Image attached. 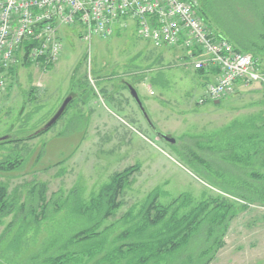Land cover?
I'll list each match as a JSON object with an SVG mask.
<instances>
[{
	"label": "rangeland",
	"instance_id": "rangeland-1",
	"mask_svg": "<svg viewBox=\"0 0 264 264\" xmlns=\"http://www.w3.org/2000/svg\"><path fill=\"white\" fill-rule=\"evenodd\" d=\"M198 2L212 31L264 65V0ZM125 23L113 37L91 42L80 28L62 27L59 61L51 69L20 65L0 93V139L27 138L72 94L73 76L90 83L88 93L76 96L48 132L0 146V163L10 157L24 160L17 171H0V183L8 186L15 207L0 219V264H32L34 256L78 249L88 253L69 264H96L100 256L89 260L91 252L100 251L99 242H107L103 254L131 242L118 236L138 221L151 200L168 206L182 197L178 219L202 203H210L208 212L220 208L219 216L226 206L234 208L224 246L210 264H264V193L245 187L260 184L249 174L264 173V89L259 84L238 87L220 104H200L206 79L194 70L187 52L158 48L140 38L135 22ZM135 165L140 171L124 189L122 205L97 230L106 233L91 244H72V235L99 217L96 211L90 216L81 212L92 207L115 173ZM42 184L52 209L39 226L28 213L42 211L33 194ZM207 231L206 223L186 248L156 264H203ZM114 254V260L97 264L127 263L121 252Z\"/></svg>",
	"mask_w": 264,
	"mask_h": 264
},
{
	"label": "built area",
	"instance_id": "built-area-1",
	"mask_svg": "<svg viewBox=\"0 0 264 264\" xmlns=\"http://www.w3.org/2000/svg\"><path fill=\"white\" fill-rule=\"evenodd\" d=\"M199 10L198 0H0V93L23 63L48 69L59 61L62 27L80 28L91 42L113 37L128 20L154 46L186 51L195 71H216L200 104L219 102L238 87L264 89V65L212 31Z\"/></svg>",
	"mask_w": 264,
	"mask_h": 264
},
{
	"label": "trees",
	"instance_id": "trees-1",
	"mask_svg": "<svg viewBox=\"0 0 264 264\" xmlns=\"http://www.w3.org/2000/svg\"><path fill=\"white\" fill-rule=\"evenodd\" d=\"M200 11H202L201 8L199 10V14L201 16ZM234 47L240 51L236 46ZM255 59L259 61V59ZM23 66L30 67L31 65L23 63ZM52 67L53 65L48 67V69H51ZM16 69H18V67L14 68L13 71L10 72V80L14 79ZM197 72L202 76L205 74L203 70H198ZM72 84L74 85L72 94L79 96L82 91H85L84 94L88 93V87L90 83L86 77L76 81L75 76H73ZM84 99L87 102L88 98H86V96ZM221 102L222 100L219 101V104ZM71 104L72 103H70V105ZM68 108L63 116L68 111ZM261 130L264 131V125H262ZM38 136L31 135L27 138L17 139L9 137V139L6 141L0 142V146L13 143L19 144ZM262 154L264 155V151ZM23 165L24 160L21 157H10L9 159H6L0 163V171L14 172L19 170ZM250 166L248 167L251 168ZM260 167L264 168V159L261 160ZM139 171L140 167L135 165L128 167L122 172H117L112 176L111 181L101 189L98 198L92 200V207L81 212L84 215L90 216L93 214V211H96L99 217L96 219V222H94L93 226L78 231L72 235V239L70 240L72 244H91L93 240L102 238L108 229H105L104 232H98L97 230L100 224L103 221L111 218L120 208L122 205L120 198L124 189L129 185L131 178H133V176ZM249 175L253 180L260 184H256L257 186H255L246 183L245 187L247 188V191H254L257 193L260 190L264 193V173L252 172ZM39 188L40 189H35L33 194L37 200L36 202H39L38 206H42V211L40 215H37L35 210L28 214H32L36 225L40 226L44 219H46V214L52 209V207L51 205H47L46 202L47 186L42 184L39 186ZM75 191H73L71 194H75ZM182 198L175 200L168 206L158 205L156 203V198L151 200V202H149V204H147L142 209L141 214L137 219L138 221L118 236L121 240H131V242L122 244L119 247H115L114 250L103 254L107 242L101 241L98 243L99 246L101 245V248H99L100 251L97 253L91 252V258L89 261L91 262L94 260L96 256L101 257L98 259L96 264L108 260L112 261L116 257L114 252H121L123 258L122 261L125 260L127 262L126 264H156L160 261H165L167 263V259L172 258L174 254L181 251L183 248H186L193 238V235L207 223L208 239L205 245H208L204 250V255L208 257V255L212 254V256L208 257V259H203V257L206 256L202 255L200 260L203 262V264H210L216 253L224 246L223 239L227 231L228 223L235 216L234 208L231 206H226L225 208L227 211L219 216L216 215V213H218L220 208H215L212 210V212H208L207 206H210V203H202L198 208L191 211L188 215L178 219V207L181 206V204L185 201L182 200ZM13 208L15 207L9 201L8 186L0 183V219L11 215L14 212ZM244 208L246 209L247 207L244 206ZM213 213H215L214 216ZM38 216H41L40 220L38 219ZM87 253L88 251L86 249H78L73 251L64 250V252H60L55 256L44 255L42 256V259L39 258L38 255L32 257V264H69L72 257L85 255Z\"/></svg>",
	"mask_w": 264,
	"mask_h": 264
},
{
	"label": "water",
	"instance_id": "water-1",
	"mask_svg": "<svg viewBox=\"0 0 264 264\" xmlns=\"http://www.w3.org/2000/svg\"><path fill=\"white\" fill-rule=\"evenodd\" d=\"M130 91H131V94L133 96V98L135 99V101L138 103L140 109H142L143 113L145 114L144 112V108L142 106V103L138 97V94L136 92L135 89H133L132 87L130 88ZM77 95L75 94H70L69 97H67L65 99V101L63 102V104L61 105L60 109L58 110V112L54 115V117L41 129L39 130L36 134H34L33 136H38L42 133H45L47 132L48 130H50L59 120L60 118L63 116V114L65 113V111L67 110L68 106L70 105V103L74 100V98L76 97ZM219 102L216 101L215 104L217 105ZM146 115V114H145ZM7 139H9V137H4V138H1L0 139V142L2 141H6ZM160 139H163L171 144H175V140L170 138V137H167V136H160Z\"/></svg>",
	"mask_w": 264,
	"mask_h": 264
},
{
	"label": "crops",
	"instance_id": "crops-1",
	"mask_svg": "<svg viewBox=\"0 0 264 264\" xmlns=\"http://www.w3.org/2000/svg\"><path fill=\"white\" fill-rule=\"evenodd\" d=\"M180 50H182V49H180ZM196 72H197V71H196ZM197 73H198V72H197ZM215 74H216V71H213V72L210 73V74L205 73L203 76L200 75L202 78H205V79H206V82H205V83L203 82L205 89H206V85H207V84L214 82V80H215ZM86 104H87V102L84 101V102H83V106H84V105L86 106Z\"/></svg>",
	"mask_w": 264,
	"mask_h": 264
}]
</instances>
